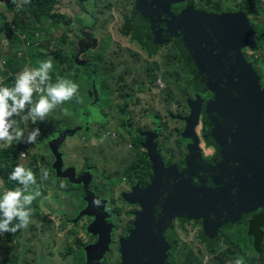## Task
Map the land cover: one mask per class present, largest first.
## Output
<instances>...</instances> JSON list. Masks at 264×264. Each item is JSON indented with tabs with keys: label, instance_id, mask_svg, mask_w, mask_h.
I'll use <instances>...</instances> for the list:
<instances>
[{
	"label": "rangeland",
	"instance_id": "374dc122",
	"mask_svg": "<svg viewBox=\"0 0 264 264\" xmlns=\"http://www.w3.org/2000/svg\"><path fill=\"white\" fill-rule=\"evenodd\" d=\"M3 1L1 17L4 20H1L0 27L18 2ZM187 1L199 4L198 0H183L181 3ZM246 2L252 5L250 14L260 33L257 34L256 48L245 45L242 53L251 62L254 72L262 77L264 0H237L238 4ZM12 3L14 6L10 10ZM180 8L181 4L175 7L176 10ZM53 14V18L51 16L40 26L48 28L43 32L45 38L52 34L44 53L55 63L60 60L54 58L55 53L60 58L69 55L79 67L76 65L78 70L73 76L68 70L51 68L47 83L66 79L79 87L71 100L54 108L42 122L34 124L31 120H22L21 116L13 117L24 131L25 140L32 129H40L35 143L20 141L24 148L21 154L24 153L26 159L36 155L41 177L44 169L48 172V179L43 178L46 196L31 205L32 215L27 227L20 229L17 235L0 233V264H90L85 245L88 246L92 238L82 226H86L91 218L74 221L85 208L84 187L74 185L55 170V147L65 160V171L77 168L78 176L83 172L90 176L89 188L98 198V204L105 203L110 216L105 222L112 228L110 252L104 264H120V240L130 235L136 212L140 210L127 203L123 194L131 192L140 183L135 178L139 172L149 174L151 169L152 174V165L150 168L145 160L138 170L134 168L139 152L147 156L143 144L140 149L134 141L147 138L145 133L156 134L158 152L166 167L181 161L186 155L181 135L186 126L184 118L190 114L188 100H195L196 94L184 86L183 82L190 77L174 44L161 46L157 53L150 55L134 40L133 32L130 36L125 34V24L135 14L134 0H57ZM56 16L59 23L52 25ZM14 37L18 36L9 33L0 36V54L4 58H0V64L12 54L21 52L26 55L31 46L43 53L40 40L30 43L24 50L22 42H13ZM27 65L25 61L20 72L28 68ZM91 71L94 75L89 77ZM3 76L0 71V80ZM159 80L164 84L163 88L157 84ZM39 95L35 93L33 99L38 100ZM200 130L199 124L196 131L199 133ZM202 150L208 153L205 145ZM2 194L3 189L0 196ZM200 231L191 224L181 226L178 221L173 224L167 239L177 243V250L171 254L170 262L234 264L236 259L242 258L243 264H264V234L262 245L255 250L246 226L223 230L214 251L209 253L199 238Z\"/></svg>",
	"mask_w": 264,
	"mask_h": 264
},
{
	"label": "water",
	"instance_id": "95a60500",
	"mask_svg": "<svg viewBox=\"0 0 264 264\" xmlns=\"http://www.w3.org/2000/svg\"><path fill=\"white\" fill-rule=\"evenodd\" d=\"M177 1L161 0L147 20L139 14L132 34L150 55L174 44L190 77L184 85L200 96L188 100L190 114L184 118L181 135L183 160L167 168L158 152L157 135L145 133L143 147L150 156L152 181L145 188L137 183L123 194L127 203L142 210L136 212L131 236L120 241V264H168L166 234L176 220L199 225L201 241L212 249L221 231L246 223L253 212L264 208V77L242 55L244 44L222 36L201 38L182 26L172 12ZM207 92L210 98L203 99ZM201 141L214 148L209 160L201 156ZM54 151L58 173L84 187L86 207L74 221L94 218L87 234L98 240L86 247L87 261L103 264L112 231L105 223L109 217L105 203H97L88 175L77 177L76 168L63 173L62 154L56 147Z\"/></svg>",
	"mask_w": 264,
	"mask_h": 264
},
{
	"label": "trees",
	"instance_id": "16d2710c",
	"mask_svg": "<svg viewBox=\"0 0 264 264\" xmlns=\"http://www.w3.org/2000/svg\"><path fill=\"white\" fill-rule=\"evenodd\" d=\"M135 1V14L133 18L125 24V34L130 36L132 33L134 20L138 19V15L147 20V17L150 10L158 4L161 0H134ZM183 0H178L175 7H178L181 4V8L176 10L175 7L172 6V10L176 16L179 17L182 26L184 25L191 33L201 37V38H212L216 39L219 37H225L228 39H232L234 41H238V44H244L249 46L251 49H255L258 43L257 34L260 33V29L257 25L253 23V17L251 16V3L246 2L242 4H238L237 0H198L199 4H195L192 1H187L186 3H181ZM57 4V0H28V2H24L21 8H18V11L15 13L14 24L16 27L17 33L21 35H26L31 44L36 43L40 40V43L44 46L43 53H40L31 46L30 52H27V58L20 57L18 54L11 55L6 58V63L3 67L0 68V71L3 73V79L0 80V86L12 87L14 86L16 77L18 72L21 71L22 64L26 61L28 62L29 69L39 68L40 62L48 60L49 55L44 53L48 49L49 41L52 39L50 36L52 34H47L48 38H45L43 32H47L48 28H40L41 24H43L47 19L54 17L53 9ZM14 4H11L10 10L13 9ZM146 10V14L144 11ZM4 20V19H3ZM77 21V20H75ZM52 25L59 23L58 16H56V21L52 19ZM0 31L3 34L7 35V33L12 34L13 32L9 29L7 23H5L2 27H0ZM39 35V39L37 37ZM1 36V35H0ZM12 38V37H11ZM13 42H20L19 37H14ZM33 48V49H32ZM28 49V51H29ZM242 50V49H241ZM55 59H60L59 62L55 63L52 61V68L62 70H68L71 76L77 73V67H79L76 61H73L69 55L62 56L61 58L57 53L54 54ZM2 55L0 54V58ZM69 57V58H68ZM2 59H4L2 57ZM250 64L251 62L248 61ZM87 66V65H86ZM91 66V64H89ZM82 67H85L83 65ZM93 76L94 73L91 71L89 74ZM84 79L87 80L85 75H82ZM147 139V138H146ZM146 139L139 138L134 141L135 146H140L142 143L146 142ZM157 144V141H156ZM16 148H3L0 149V186L5 190L15 189L17 187H21L17 181L10 180L9 176L13 169L17 165H22L25 168H30L35 174L36 184L32 186L33 189L38 188L40 191V195L33 201V204H36L38 200L44 198L46 196V191L43 189V177H41L40 167H39V158L36 155L28 157V159H22L21 150H23L22 144H16ZM158 146V144H157ZM148 152V151H147ZM150 167V156H143L141 152L138 154V162L134 167L136 170L139 169L144 163ZM151 168V167H150ZM151 173V169L149 174ZM142 174L135 175L140 176ZM143 176V175H142ZM140 178V177H139ZM138 179V178H137ZM145 179V177H144ZM152 174L147 179V183H151ZM59 211V210H58ZM61 212V211H60ZM250 221L247 224V233L253 238V246L255 250H258L262 245V234H264V208L262 210H258L252 213L249 217ZM18 223V221H13V225ZM173 226V225H172ZM170 226L169 229L172 227ZM168 229V231H169ZM135 230L131 231V233ZM167 231V233H168ZM130 235L127 237L129 238ZM20 234V230L16 231L14 235ZM220 234V233H219ZM218 234V239H219ZM124 238V239H127ZM167 238V234H166ZM6 239L10 240L6 237ZM123 240V239H122ZM168 240V239H167ZM169 242L170 250L167 253V263L174 264V262H170L171 254L177 250V243L174 241ZM218 243V241H217ZM215 249L206 248L207 252L211 253ZM257 252V251H256ZM121 254V253H120ZM122 257V255H120ZM5 264V263H4Z\"/></svg>",
	"mask_w": 264,
	"mask_h": 264
},
{
	"label": "clouds",
	"instance_id": "9594fccd",
	"mask_svg": "<svg viewBox=\"0 0 264 264\" xmlns=\"http://www.w3.org/2000/svg\"><path fill=\"white\" fill-rule=\"evenodd\" d=\"M51 68V59L42 61L39 68L25 67L16 77L14 86H0V142L23 140L35 143L40 129H32L25 140L24 131L13 117L21 116L22 120H31L34 124L42 122L54 108L71 100L77 93L79 86L70 80L59 79L54 84L47 83ZM35 93L40 94L38 100L33 99ZM42 172L43 178L48 179L47 170L42 169ZM9 179L17 181L21 187L5 190L0 196V233H15L26 228L32 215L31 205L40 195L38 188H32L36 184V178L30 168L17 165ZM14 220L18 221L15 225ZM234 264H243L242 258L236 259Z\"/></svg>",
	"mask_w": 264,
	"mask_h": 264
},
{
	"label": "flooded vegetation",
	"instance_id": "af4514ba",
	"mask_svg": "<svg viewBox=\"0 0 264 264\" xmlns=\"http://www.w3.org/2000/svg\"><path fill=\"white\" fill-rule=\"evenodd\" d=\"M173 7H175V5H172ZM172 12H173V10H172ZM132 32H133V30H132ZM140 44V43H139ZM168 44H170V43H168ZM165 45H167V44H165ZM141 46V45H140ZM164 46V45H163ZM144 48V47H143ZM246 48V47H245ZM243 50H245V49H242L241 50V53H242V51ZM179 52V51H178ZM148 53V52H147ZM242 55H243V53H242ZM244 56V55H243ZM244 58H245V56H244ZM246 59V58H245ZM247 60V59H246ZM247 62H248V60H247ZM186 68V67H185ZM257 73V72H256ZM258 74V73H257ZM258 76L259 77H261L259 74H258ZM262 77H264V76H262ZM184 83V82H183ZM185 86V85H184ZM186 87V86H185ZM186 89H188L187 87H186ZM188 90H190V91H192L191 89H188ZM193 92V91H192ZM196 95H195V100H196V96H200L199 94H197V93H195ZM203 96H204V98L203 99H208V98H210V93H204V94H202ZM201 95V96H202ZM195 100H193V101H195ZM186 125V124H185ZM202 126V125H201ZM202 129L203 128H201V130L200 131H202ZM200 133V132H199ZM142 138H144V139H146L145 137H142ZM143 144V143H142ZM202 144H203V142L201 141L200 142V144H199V147L201 148V156L203 157V160H209L212 156H213V154H214V148L212 147V146H208L207 147V152L208 153H205L204 152V150H202V147L205 145V144H203V146H202ZM145 151H146V153H147V155H148V152H147V150L146 149H144ZM185 157V156H184ZM163 158V157H162ZM164 160V159H163ZM183 160V159H182ZM64 162H65V160H64ZM164 162H165V160H164ZM177 163V162H176ZM165 164H166V162H165ZM174 165V164H173ZM167 166V165H166ZM170 166H172V165H170ZM55 170H56V168H55ZM67 170V169H66ZM57 171V170H56ZM63 171H65V169H64V167H63ZM86 172H83L80 176H82V175H84ZM140 173V172H139ZM141 174V173H140ZM85 175H87V174H85ZM143 175V176H142ZM142 175H140V176H137L136 178H138L137 180H139L140 181V186L142 187V188H145L146 186H148L149 185V183H147V179L149 178V176H151V174L149 175V174H146V172L144 171L143 172V174ZM80 176H78L77 175V177H80ZM89 176V175H88ZM90 177V176H89ZM140 177V178H139ZM144 177H145V179H144ZM90 180H91V178H90ZM143 182V183H142ZM128 193H130V192H128ZM83 202H84V204H85V207H86V202L84 201V198H83ZM130 204V203H129ZM132 205H136V206H138L139 207V211H141L142 210V207L140 206V205H138V204H132ZM82 211V210H81ZM80 213V212H79ZM79 213H78V215H79ZM78 215L76 216V218L78 217ZM110 217V216H109ZM109 217H107V221H108V218ZM88 219L90 218V217H87ZM83 219V218H82ZM82 219H80V220H82ZM79 220V221H80ZM106 221V220H105ZM176 221H178L179 222V224L181 225V226H188V224H191V225H193V226H197V227H199V229L201 230V227L199 226V225H197L195 222H193V221H189L188 223H184V224H182L179 220H176ZM175 221V222H176ZM250 221V219H248L247 220V222L246 223H243V224H240V225H234L233 227H235V226H246V229H247V224H248V222ZM94 222V218H91V219H89V222L86 224V226H82V227H85V228H83V230H85V233L87 234V227L88 226H90V225H92V223ZM174 222V223H175ZM106 223V222H105ZM173 223V224H174ZM172 224V225H173ZM172 225H170V226H172ZM232 229V228H231ZM88 235V234H87ZM89 236V235H88ZM90 237V236H89ZM92 239H91V242L88 244V245H90V244H95L96 242H97V240H98V237H91ZM199 238H200V236H199ZM201 240V239H200ZM121 241V240H120ZM86 247H87V245H85ZM84 246V247H85ZM111 246V245H110ZM86 247H85V249H86ZM107 256V255H106ZM105 256V257H106ZM103 264H104V262H103Z\"/></svg>",
	"mask_w": 264,
	"mask_h": 264
},
{
	"label": "built area",
	"instance_id": "2783aa9c",
	"mask_svg": "<svg viewBox=\"0 0 264 264\" xmlns=\"http://www.w3.org/2000/svg\"><path fill=\"white\" fill-rule=\"evenodd\" d=\"M17 5L14 9V11L10 14V16L6 19V23L9 26V29L13 32L14 35H17L19 37V40L22 42L21 47L26 50L27 47L30 45V42L28 40V37L26 35H21L19 33H17L16 31V27L14 24V17H15V13L18 11V8L22 7V4L25 2V0H17ZM0 35H3V32L0 31ZM37 37H39V35L37 34ZM39 44V43H37ZM22 53L19 52L18 55L20 56ZM20 57H24L27 58V56L25 54L21 55ZM6 61L4 60V64H0V68L3 67L5 65ZM157 84L159 85V87L163 88L164 84L161 82V80H159L157 82ZM23 157H25L26 155L23 153L22 155Z\"/></svg>",
	"mask_w": 264,
	"mask_h": 264
},
{
	"label": "crops",
	"instance_id": "0c3cea01",
	"mask_svg": "<svg viewBox=\"0 0 264 264\" xmlns=\"http://www.w3.org/2000/svg\"><path fill=\"white\" fill-rule=\"evenodd\" d=\"M4 4V1L3 0H0V23H1V20H3V18L1 17L2 15V12H1V8ZM77 20V19H76ZM19 74V73H18ZM17 74V76H18ZM22 142L20 141H17V140H12V141H9L7 143L5 142H0V149H3V148H16V144H21ZM77 169V168H76ZM78 170V169H77ZM3 189V187L0 186V190ZM5 191V189H3V192ZM2 196V195H1Z\"/></svg>",
	"mask_w": 264,
	"mask_h": 264
}]
</instances>
